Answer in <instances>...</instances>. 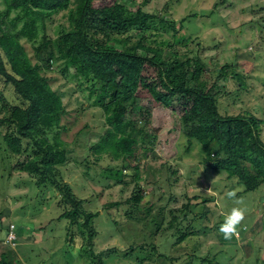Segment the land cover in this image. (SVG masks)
<instances>
[{"label":"trees","instance_id":"obj_1","mask_svg":"<svg viewBox=\"0 0 264 264\" xmlns=\"http://www.w3.org/2000/svg\"><path fill=\"white\" fill-rule=\"evenodd\" d=\"M94 1L108 0H0V6H3L0 8V82L10 88L7 94L0 90V136L7 155H18L13 167L31 179L42 195L45 196L48 190L58 194V197L52 196L56 216L47 224L65 222L62 230L68 252L77 246V256L85 259L86 264H106L107 259L120 253L117 248L95 250L98 238L109 236V232L103 236L99 230L108 229L106 226L109 225L113 228L111 234L121 236L128 255L136 252L134 257L141 262L144 257H138V254L145 250L144 245L157 253L156 246L148 239L162 237L159 235L164 221L162 211L143 220L140 229L133 228L136 236L142 238V245L127 244L129 233L126 237L121 234L122 222L117 220L118 214L110 212L111 208L118 211L121 202L105 204L100 213L96 206L91 207L96 202L94 192L90 191L84 197L80 193L88 191L86 186L78 189L76 183L73 186L64 182L65 172H74L77 162L71 155L72 148L60 137L67 129L61 122L68 112L61 94L51 88L50 78L46 76L53 66L59 62L62 76L73 69V77H80L83 83L91 82L85 90L93 99L92 106L101 109L107 126L99 140L88 145V156L92 155L94 161L84 158L86 171L80 173L82 181L89 175L91 162L96 165L105 157L121 160V170L125 171L131 168L130 161H139L134 152L136 146H141L143 154L152 151L156 133L148 125L151 103L155 101L166 108L177 103L182 111L180 131L188 145L192 141L199 145L202 165L214 173H224L228 181L240 185L242 189L236 195L254 193L264 187L261 134L264 120L249 111L221 115L217 82L205 91L198 86L204 70L199 59L174 62L170 59L174 56L172 53L164 55L162 45L146 43L148 33L156 26L158 32L172 31V37L176 34L173 20L142 9L146 0L135 10L130 8L131 0L125 4L113 0L111 9L105 6L93 8ZM65 10L68 26L59 24L55 36H49L48 22ZM133 32L138 34L135 39L131 35ZM23 40L31 44L34 63ZM146 67L155 71L157 84L152 80L148 82L143 74ZM226 69L222 68L217 77H224ZM226 78L236 82L237 90L247 86L236 74ZM139 88L147 90L151 99H139L136 95ZM132 184L131 195L123 202L124 215L130 219L134 218L132 215L139 209L142 198L139 176H134ZM182 210L186 213L191 208L185 204ZM170 214L172 217L167 225L174 229L170 236L172 240L174 238L173 243L180 244L197 233L189 232L187 226L180 228L179 217L172 211ZM182 218L185 220L186 215ZM11 225L7 223V215L0 213V226L9 231ZM238 231L235 233L237 240L248 245L249 233L243 229ZM1 244L5 251L0 255V264H19L13 259L15 251L2 241ZM160 257L165 258V255L160 253ZM202 260L207 264H219L213 256Z\"/></svg>","mask_w":264,"mask_h":264},{"label":"rangeland","instance_id":"obj_2","mask_svg":"<svg viewBox=\"0 0 264 264\" xmlns=\"http://www.w3.org/2000/svg\"><path fill=\"white\" fill-rule=\"evenodd\" d=\"M127 1L119 2L125 4ZM143 1L131 0L130 8L135 10ZM146 1L142 6L145 12L173 20L176 29L172 37V31L166 34L158 32L155 29L157 26L153 27L146 43L162 45L164 55L172 53L174 56H170V59L174 62L199 59L204 70L198 86L205 91L217 82L221 115L249 111L264 120V0ZM113 3V0L94 1L92 6L111 9ZM0 8L3 9V6ZM193 14L195 17H192ZM10 16L13 17L14 13L11 12ZM48 23V35L53 37L59 24L68 26L67 10L55 15ZM131 35L134 39L138 37L135 32ZM22 44L34 63L36 60L31 44L25 40ZM60 66L59 62L56 63L46 76L50 78L51 88L61 94L68 112L61 122L67 129L60 137L72 148L71 155L77 162L74 172H65L64 182L71 185L76 183L78 189L86 186L88 191L78 192L84 197L90 191L94 192L96 202L91 207L96 206L100 213L105 204L121 202L118 211L111 208L110 212L118 214L117 220L122 222L121 234L126 237L129 233L127 244L134 242L142 245L143 240L136 236L135 230L142 227L143 220L160 211L164 218L159 230L162 237L148 239L156 246L157 253L150 250L149 245L143 244L145 250L138 254V257H144L141 262L134 257L136 252L128 255L121 236L110 233L113 228L108 225V229H100V234L104 236L109 232V236L98 238L96 252L120 249V253L107 259L106 264H207L202 260L206 256H213L219 264H264V187L254 193L238 196L236 194L242 189L240 185L228 181L224 173H214L202 165L199 145L194 141L188 145L180 131L182 111L177 103L166 108L152 101L148 127L155 131L156 139L152 151L145 154L141 146L134 148L138 163L130 161L131 168L123 171L121 160L113 161L105 157L96 165L92 162L89 164V175L82 181L80 173L86 171L84 158L94 161L92 155L88 156V145L97 142L107 126L101 109L92 106L93 99L85 90L91 86V82L83 83L80 77H73V69L62 76ZM224 67L227 68L224 77L218 78ZM143 74L149 79L148 82L152 80L153 84H157L152 68L146 67ZM231 74L242 77L246 88L237 90L236 82L226 78ZM0 90L7 94L10 88L0 82ZM136 95L143 101L151 99L144 88H139ZM261 134L264 141V126ZM17 156L7 155L0 136V213L7 215V223L14 225V229L9 226V231L12 230L15 237L10 242L7 238L9 231L0 226V241L15 251L13 259L19 264H86L85 259L77 256V246L68 252L62 230L65 222L51 221L47 224L56 216L52 196L58 197V194L48 190L45 196L42 195L31 179L13 167ZM135 175L140 179L142 198L139 209L132 215L134 218L130 219L124 215L123 202L131 195ZM228 191H232L234 196L229 198ZM237 199L242 200L245 214L236 232L243 229L249 233L246 238L248 245L247 242L238 241L236 234L235 239H225L217 229L230 208L236 206ZM185 204L190 206L191 211L185 213L182 210ZM170 211L179 217L180 228L187 226L189 232L194 230L197 233L180 244L173 243L174 238L172 240L170 236L174 229L167 225L172 217ZM184 214L186 219L182 220ZM40 227L39 232H32ZM243 235L246 237V234ZM4 251L1 244L0 255ZM160 253L165 258H158Z\"/></svg>","mask_w":264,"mask_h":264},{"label":"clouds","instance_id":"obj_3","mask_svg":"<svg viewBox=\"0 0 264 264\" xmlns=\"http://www.w3.org/2000/svg\"><path fill=\"white\" fill-rule=\"evenodd\" d=\"M229 198L234 196L232 191L227 192ZM236 206L230 208V210L224 216L223 222L219 225L218 231L223 234L225 239L230 238L237 231V226L241 223L245 208L242 206L243 202L237 199L235 202Z\"/></svg>","mask_w":264,"mask_h":264},{"label":"built area","instance_id":"obj_4","mask_svg":"<svg viewBox=\"0 0 264 264\" xmlns=\"http://www.w3.org/2000/svg\"><path fill=\"white\" fill-rule=\"evenodd\" d=\"M10 227H11V229H13L12 225ZM7 238L9 239L10 242H12L14 240L15 237H14L12 230L9 231Z\"/></svg>","mask_w":264,"mask_h":264}]
</instances>
